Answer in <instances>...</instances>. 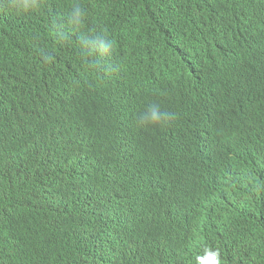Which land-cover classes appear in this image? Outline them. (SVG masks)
<instances>
[{
    "label": "clouds",
    "instance_id": "obj_1",
    "mask_svg": "<svg viewBox=\"0 0 264 264\" xmlns=\"http://www.w3.org/2000/svg\"><path fill=\"white\" fill-rule=\"evenodd\" d=\"M73 1L0 0V9L10 14H48L55 17L54 23L63 24L58 16L61 14L67 22L57 28L54 23L47 25L37 39L22 31L0 41L3 42L0 44V60H9L10 68V75L0 79V125H3L1 130L6 135L7 129L11 131L10 141L1 142L7 161L3 162L1 175H4V179H23L13 189L23 199L29 185L27 180L30 181L31 176L22 164L23 155L15 150L13 139L29 132L37 138L55 135L68 142L74 141L75 156L69 164L71 167L84 164L85 175L95 174L94 194H90V202L95 203L96 216L88 219V227L80 233L69 208L60 198L30 196L24 200V209L19 215L24 237L18 233L13 237L17 239L19 236L36 248L47 250L51 247V253L41 264H234L248 259H251L250 264H264V253L257 250V240L254 238L259 237L264 244V203L255 202L246 208L244 214L252 216L250 222L236 212L234 204V201H241L251 195L247 182L255 177L249 174L256 169L264 170L258 162L260 160L264 166V129L246 125L257 110V102L246 95L243 81L230 79L231 69L239 61L232 66L227 77L221 74L225 73L226 66L218 63L219 74L216 75L213 51L217 44L219 53L224 56V39L227 38V51L229 48L234 53L240 51L243 62L259 64L264 58V53L260 52L264 47V0H223L224 6L221 7L213 9L211 5L203 6L202 17L197 15V10L192 11L196 18L191 17V9L186 3V9L180 4L165 18L167 14L161 11V4L168 5V0L143 1L149 6L145 12H153V18L147 15L143 20L145 25L150 23L148 28L144 27L146 33L158 39L159 32H164L161 39L167 41L165 51L175 50L172 56L166 53L149 56V50L142 49L139 52L134 50V46H131V51L118 49L116 45L124 43L116 42L118 32L138 29V25H133L135 22L126 24L122 19L124 15H119L118 12L127 9L113 8L114 17L103 13L101 9L94 12L90 10L85 25L86 10L81 3H74L69 10L64 7ZM90 2L91 9L97 3L106 6L108 0ZM212 10L214 14H210ZM185 14L191 17L190 20ZM207 15L210 16L209 20ZM102 16L104 18L101 19ZM239 20L243 21L241 25ZM101 21L103 25H99ZM126 21L130 22L128 19ZM170 22L183 26V31H186L179 34L180 28L173 25L176 32H170ZM198 23L203 31L202 36L195 34ZM207 30L209 36H206ZM235 30L241 32L235 34ZM245 30L247 32L244 35ZM126 36L132 37L131 41L134 42L139 38L132 32L126 33ZM170 36L174 38L171 47ZM206 39L212 42L209 50H205ZM253 40L254 43H250ZM59 41L71 45V48L60 47ZM158 47L161 46L153 45L150 48ZM191 47L195 51L204 48V55L210 52V58H205V65L202 62V72L196 74L188 88L185 84L189 80L186 61L181 65L169 66L183 68L177 76L175 72L179 70L165 69L164 65L156 64V60L173 58L179 61L180 50L186 51ZM116 50H119L117 59L114 58ZM130 52V59L148 58L153 63L143 68L145 76H142L145 80L153 77L152 83L147 81L142 84L144 86L141 88L146 89H140L133 107L131 97L134 89L132 84L127 88L123 86L125 79L121 73V67L129 65L127 54ZM109 57L108 65L105 60L108 61ZM89 59L91 69L77 71L76 64L85 66ZM65 60H70L72 65L64 68L62 63ZM96 66H100L99 71H95ZM107 74L109 76L106 77ZM98 76L100 79H97ZM161 77H179L176 79L178 84L169 88L158 81ZM107 78L110 93L113 79L118 82L120 101L124 90L127 92L130 113L137 109L138 127H147L145 133L148 135L163 132L167 139L174 140L169 144L172 151L168 149V153L172 158L177 157L180 164L181 155L194 160L195 163L185 162L190 163L187 165L190 168L188 172H185V168L181 171L182 175H173L178 159H171L168 155L164 158L157 155L153 166L148 164L146 158L139 161L140 152L132 154V141L140 140L141 134L123 133L122 105L117 108L112 96L107 95ZM198 78L199 93L195 89ZM127 80L130 82L131 79ZM213 84L215 87H212ZM75 87V91H80L78 94L70 91ZM178 91L181 92L179 99L182 101L180 111L165 102L170 99L166 96L168 93ZM153 92L156 93L153 96L154 104H151L149 96ZM198 100L201 102L200 108ZM162 101L165 102L164 107L160 106ZM219 101L225 102L222 107H219ZM216 103L218 106H214ZM208 104L210 110L206 109ZM221 109H226L227 113L236 112V116L232 122L217 126L215 119L221 114ZM243 109L253 110L248 120L242 115ZM113 128L118 129L115 134ZM239 143L247 146V149H234ZM181 146L185 150H181ZM117 147H122L123 151L114 161L113 151ZM191 147H196V151H188L187 148ZM244 154L249 156L248 160H252L247 163H253L254 166H239V159ZM198 158L201 162L196 163ZM217 159L224 160L228 166H220ZM220 168L224 170L219 172ZM99 169L101 174L95 172ZM228 169L246 175L235 176ZM63 173L59 168L58 174ZM230 178H240L241 183L246 184L245 188ZM134 196L137 202L143 196L147 197L146 205L136 213L134 225H140L141 228L123 240L122 222L126 221V227L132 225L131 202ZM105 211L108 214H104ZM1 213L7 215L8 212L0 209V227L3 226L7 231L10 229L9 223L2 219ZM99 226H102L101 230H93ZM257 230H262V237ZM51 235L52 240L46 239V236Z\"/></svg>",
    "mask_w": 264,
    "mask_h": 264
},
{
    "label": "trees",
    "instance_id": "obj_2",
    "mask_svg": "<svg viewBox=\"0 0 264 264\" xmlns=\"http://www.w3.org/2000/svg\"><path fill=\"white\" fill-rule=\"evenodd\" d=\"M197 2L198 7L196 10L200 12H202L203 6L211 5L213 9L224 6L223 0H198ZM199 2L201 3L200 7ZM180 4L181 0H172L171 2L168 0V5L162 3L161 7L163 5L166 7V10L163 12L168 16ZM148 7V4L145 2L140 7H131V12L127 13L126 11L127 15L130 17L128 20L136 23L133 25H138L133 18L137 14H143L138 20L141 25L145 26L143 20L150 14L145 12V9ZM210 14H214L213 10ZM198 16H202V14L200 13ZM55 21V17L48 14H33L31 16L24 14L17 15L14 13L10 14L6 10L0 9V41H4L8 37L13 36V34L22 31L27 33L31 38L37 39L44 31V28ZM123 21L128 22L126 20ZM53 25L57 28L65 25V22L63 24L56 22ZM143 26L136 29L134 32L144 40H152L153 37H150L146 33V29H144ZM260 52L261 54L264 53V47H262ZM70 65H72L70 60H65L62 63L64 68H68ZM235 67L236 66L231 69L230 79L243 81V84H246V95L249 99H253L257 102V110L250 120L246 122V125L249 127L259 126L264 129V58L259 64L242 62L238 63V67ZM9 75V60H0V79L7 78ZM235 116L236 112L227 113V115L224 116L219 115L217 120H215V125L224 126L232 122ZM2 127L3 125H0V209L4 210V212H8L7 215L1 213V216L4 221L9 223L8 226L10 229L5 231L3 226L0 227V264H41L51 253V247L47 250L36 248L19 236H17V239L13 237L16 233L24 237L23 225L19 224L21 221L19 220V215L21 210L24 209V200L30 196L60 198L61 202L69 208L77 226L81 230L80 233H82V231H85L88 227V219L93 215L96 216L94 210L95 203L90 202V194L93 193V186L96 181L95 174L92 172L90 176L85 175L86 170L84 164L78 167L70 166L69 162L72 161L75 156L76 142H68L55 135H50L42 138L32 136L30 142L25 144L28 139L25 136H19L13 139L12 142L15 150L23 155L22 164L31 176L30 181L27 180L29 185L26 194L23 199H20L13 189L16 187L15 184L23 179L18 177H6L4 179V175H1L3 171V162L7 163L5 159V147L1 142H9L11 139V131L7 129L8 133L6 135L5 132L1 130ZM144 128L147 129V127H138L136 124L135 128L130 126L125 132L143 134L147 131L144 130ZM227 143H229V141ZM216 150L219 149L216 148ZM59 168L64 171L63 174H58ZM65 170H67V172ZM97 174H101V169L97 171ZM259 178H261L262 183L260 184L259 193L257 195L251 194L246 199L234 201L236 212L241 214V217H245L247 222H250L252 216L244 214L246 208H250L255 202L258 203L257 200H260L259 203H264V188H261L264 186V176H259ZM67 179L71 181L66 183L65 180ZM36 181L39 183H36ZM59 181L62 187L65 184H69L71 188H65L59 192ZM101 228L102 226H99L95 227L93 230H101ZM250 262L251 259H248L244 262L234 264H250Z\"/></svg>",
    "mask_w": 264,
    "mask_h": 264
},
{
    "label": "bare ground",
    "instance_id": "obj_3",
    "mask_svg": "<svg viewBox=\"0 0 264 264\" xmlns=\"http://www.w3.org/2000/svg\"><path fill=\"white\" fill-rule=\"evenodd\" d=\"M143 1L144 0H135V2L132 3V1H125V0H108L106 6H102L101 4H98L97 3V4H93V7L90 9V4H91L90 0H74L72 3L68 4L67 6H64V5L63 6L67 10H69L70 7L74 3H76V2L81 3V5L86 10V23H85V25H87V21L89 19V14L91 13V11L94 12V11H96L98 9H101L103 13H107L108 16L114 17V13L112 12L113 8L120 7L123 10H126L127 9V13H128V12H131V10H132L131 7H134V6L140 7V6H142L143 3H144ZM171 1L172 0H170V2ZM182 2L184 3V5L186 3L189 7L192 4V0H181V5L184 6ZM170 4L173 5L172 3H170ZM200 6H201V3L199 5V7ZM263 7H264V5H263ZM165 10H166V7L163 5L161 7V11L163 12ZM127 13H126V11H120L119 12V15H124V17H122V19L126 20V19H129L130 18L127 15ZM152 13H150L148 15V16H150V18H153V14ZM200 13L201 12L198 11L197 12V15L200 14ZM142 15L143 14H137L133 18L138 23V26H137L138 28H140V27L143 26V25H141V23L138 20V18L140 16H142ZM58 16H59V18H61V20L63 22L67 23L66 21H64V20H66L65 17H62L61 14H59ZM166 16L167 15H165V18H166ZM263 16H264V12H263ZM102 18H104V17L102 16L101 19ZM170 18H173V16L170 15ZM187 18H188V20H190L191 17H188L187 16ZM207 18L209 20L210 16L207 15ZM193 20H197V19H193ZM244 20H245V18H244ZM114 22L116 23V21H114ZM181 22L182 21H180V24H181ZM252 22H254V20ZM130 23L131 22H126V24H130ZM149 24L150 23H148L147 25L144 24L145 26H143V28L144 27H147L148 28V25ZM99 25H103V22L101 21L99 23ZM173 25L174 26H178L174 22H170L168 29L172 33L176 32V29L173 27ZM263 25H264V21H263ZM178 27L180 28V30L178 31L179 34H181V32H185L186 31V30L183 31L184 30V27L183 26H178ZM263 28H264V26H263ZM144 29H146V28H144ZM197 29L198 30H197V32L195 34L198 35V36H202L203 35V31L200 29L199 23L197 25ZM255 30L256 29H254V32H255ZM187 31H189V30L187 29ZM130 32L135 33L134 31H132L130 29H124V30L118 32V37L119 38L116 40V42L117 43L124 42L123 45H116V47L118 49L119 48H123L124 50L131 51V48H132L131 46H134L136 48L134 50H137L139 52L142 49L149 50V53H150L149 56H151V55H159V54H164V53H166V54H168L170 56L175 55V50L174 49H169V50L165 51V48L167 47V41H166V39H161V35L164 32H162V31L159 32L160 35L158 36V39H157V37H154L152 40H144L143 38L139 37L138 39H136V42L131 41L132 37L126 36V33H130ZM245 32H247V31L246 30L244 31V35H245ZM59 33H61V32H59ZM262 33H264V31ZM138 34H141V33H138ZM206 36H209L208 30L206 31ZM170 38H171V43H170V46H171L174 43V38L172 36H170ZM128 40L130 42H125V41H128ZM224 40H225L224 49H225V54H226V52H227V40L228 39L225 38ZM257 40L258 39H255V41H257ZM206 41L207 42H206L205 45L207 46V48L205 50H207V49L209 50V48H211L212 42H211V40H208V39H206ZM258 42L259 41H257V43ZM2 43L3 42H0V44H2ZM203 43H205V41ZM250 43H254V40L251 41ZM262 43H264V39H263ZM153 45H157V46H161V47L152 48L151 49L150 47L153 46ZM198 45H200V44H198ZM59 46L60 47H65V48H68V49L71 48V45L65 44L64 42H61V41H59ZM262 46H264V45H262ZM218 47L219 46L216 44L215 49L213 50V51H215V58H214L215 59L214 60L215 63H214V65H215V73H216V75L219 74L218 73V66H220V65L218 63H222V61L224 63V61H225V59L224 60H221V61L218 60V57H219L218 56L219 55V49H218ZM205 50H203V52ZM203 52H202L201 49H198V50L195 51L191 47V48H189L186 51L180 50L179 53H180L181 56L179 58H181V60H179V61L173 60V58H167V59H161V60L159 59V60H156L157 61L156 64H162V65H164L163 68H165V69L168 68V69H177V70H179V71L175 72V75L178 76L181 73L180 69H183V68H181V67L174 68V67H169V66L181 65V64L184 63V61H186V63L188 64V67L186 68V71H187V74L189 76L188 77L189 80H187L185 82V84L187 85L188 88H190L191 87L190 86V82L193 79V71L195 70L196 71V74H199V73L202 72V69H203V65H202L203 58H202V55L204 56V54H202ZM194 54H196V58L195 59L193 57ZM209 54H210V52H208L205 55V58H210V57H208ZM127 55L129 57V58H127L128 59L127 60V64H129V65L127 67H121V73H122V75L124 77L123 79H125L124 82H123V86L125 88H127L128 86H131L130 84H132V88L134 89V92L132 93V97H131L132 107H133V103L136 101L135 99L138 97V92H140V89H146V88H141V87L144 86L142 84L147 83V81L150 82L151 79H153V77L148 78L147 80H145V78H142V76H145L144 73H143V68L146 67V66H148L149 64H153V63H150L152 60H149L148 58L130 59L131 58V55H132V52L128 53ZM118 56H119V50H116L115 51V54H114V58L117 59ZM184 56H186L187 58L185 59ZM153 58H157V56H154ZM77 59H78V57H77ZM226 60H227V58H226ZM106 62L109 65V63H110V57H109L108 61L105 60V63ZM192 62L195 63V64L192 65L193 64ZM228 64H229V62L227 60L226 65H225L226 66L225 73H224V75L226 77L229 75V71L231 69ZM235 64H236V62L234 60L233 65H235ZM76 65H77V71H80V72L84 68L91 69V59H89L87 61V63L85 64V66H80L79 64H76ZM235 66L238 67V64H236ZM99 69H100V66H96L95 71H99ZM207 72L208 73L210 72L209 69H208V63H207ZM208 73H206V74H208ZM159 74H163V73L160 72ZM105 76L107 77L109 75L107 74ZM78 77L80 78L81 75H79ZM177 78H179V77H171V78L161 77V78H158V81H160L161 84H164L165 86H167L169 88H172V87H176L177 86V84H178V82L176 81ZM216 78H218V77H216ZM97 79H100V77L98 76ZM127 79H131L130 82L133 81V83L128 82ZM107 81L109 83V78L106 79V87H107L106 92H107V95L109 96V94H110L112 96L114 105L117 108H119L122 105V114L124 115L123 116V119H122V123H123L122 131L124 133L126 131V129L128 127H130V126H133V128H135V126H136V117L138 115L137 109L135 108L134 111L132 113H130L131 112V111H129V104L130 103L128 102L129 96H128L127 92H125V90H124L123 99H122V101H120V98H119V95H118V89H117L118 88V82H116V80L113 79V89H112V93H110V90H109L110 89V86L107 84ZM138 83H141V85H138ZM150 83H152V82H150ZM191 85H193V84H191ZM218 85L219 84H216V86H218ZM243 85H246V84H242V86ZM88 86H89V84H88ZM199 86H200V84H199V78H198V83H197V86L195 88L197 93H199ZM247 86H249V85H247ZM151 89H161V88L152 87ZM75 90H76V87L75 88H72L70 91L71 92H76V94H78L80 92V91H75ZM141 91H144V90H141ZM155 93L156 92H153L149 96V98L151 99L150 102H152L151 104H154L153 96H154ZM180 93L181 92L178 91L177 93L176 92H172V93H168V95H166V96L170 97V99H167V101H165V102H168L169 104H171L172 107H173V109L174 110L176 109L177 111H180L181 110L180 109V106L182 104V101L179 99V94ZM159 94H161V92H159ZM235 97L236 96L234 95V98ZM207 98H209V80H208V78H207ZM165 102L164 101L160 102L161 103L160 106L164 107L165 106ZM224 103H225L224 101H219V107H222ZM247 105L248 104L246 103V107H248ZM134 107H135V105H134ZM198 107L199 108L201 107L200 100H198ZM210 108L211 107H210L209 104L206 105V109L207 110H210ZM131 110H132V108H131ZM225 110L226 109H221V111H220L221 114H219V115H222V116L227 115V112H225ZM252 114H253V110L252 109H243V111H242V115H243V117H244L245 120H248ZM219 115H217V117ZM215 120H217V119H215ZM106 123H107V121H106ZM144 130H147V129L144 128ZM116 131H118V129L117 128H113V133L114 134L116 133ZM164 135L165 134L163 132H159V133L156 132L155 134L154 133H150L149 135L146 134V133L141 134L140 135L141 136V139L140 140L139 139H135V140L132 141V146H133L132 154H135L136 152H140L141 153V156H139V158H140L139 161L141 162L143 158H146L148 160V164L149 165H153V166H154V162H155V159H156L157 155H159L160 158H164L167 155L171 159L177 158V157H173L172 158L171 155L168 153V149H169V151H172V147H169V144H172L174 142V140H172L171 138L167 139ZM116 145H117V143H116ZM124 146H127L126 143H124ZM233 148L234 149L235 148L247 149V146L239 143L237 146H234ZM187 149H188V151L195 152L197 148L196 147H191V148H187ZM181 150H185V148L183 146H181ZM122 151H123L122 150V147L121 148L120 147H117V148L114 149V151H113L114 161H116L118 159V157H120ZM147 155H149L148 158H147ZM248 159H249V156L247 154L242 155L240 157V159H239V162L241 163L239 166H241L243 164H248V166H254L253 163H247L248 161H252V160H248ZM187 161H189L191 163H195L194 160L191 157L188 156L187 158H185L183 155H181V164L179 163V159H178V161H176L177 163L175 164V170L173 171V175H178V176L182 175L183 173L181 171L183 169H185V168H186V172H188L190 170V168L187 165L190 164V163H185ZM197 161L198 162H196V163L201 162V160L199 158L197 159ZM221 162H223V163H221ZM258 162L260 163V165H259L260 167H264L261 164L260 160H258ZM183 163H185V164L182 165ZM217 164H220V166H228V165L224 164V160L221 161V160H218L217 159ZM190 167H192V166H190ZM199 168H203V167H199ZM222 170H224V169L223 168L218 169L219 172L222 171ZM228 170L229 171H233L234 172L233 175H235V176L236 175H246V174L240 173V171L238 173H236L234 170H231V169H228ZM95 172H97V171H95ZM197 172H199V171H197ZM249 175H253L255 177V179H249L248 180L247 183H248V185H250L249 188H248V191L251 194L257 195L259 193L260 184L262 183L261 178H259V176L260 177H263L264 176V170L263 169H256L253 173H250ZM230 179L232 181H234V182H239L240 185L241 186H244V188H245V185L246 184L245 183H241L242 181H241L240 178H230ZM177 180L181 181V178L180 177H177ZM242 180H244V179H242ZM70 181H68V179L65 180L66 183H68ZM60 183L61 182L59 181L58 182V190H59V192H61L65 188H68V189L71 188V186L69 184H65L62 187V185ZM261 188L263 189L264 186H262ZM242 192L244 193V189H242ZM137 200L138 199L135 200V196H134V198L132 199V202H131V222H132V225L126 227V224H125L126 221L125 222H122L123 223L122 224V226H123V229H122V232H123V235H122L123 236V240L130 238V236H132V234H134V232H136L139 228H141L140 225H134L135 222H136V220H137L136 213H138V211H140V209H143V207L146 205V203H147V197H144L143 196L142 198H140L139 202H137ZM257 201L260 202V200H257ZM136 203H139V204L136 205ZM126 209L127 208H125V210ZM114 213H116L115 210H114ZM104 214H108V213L105 211ZM125 220H126V215H125ZM113 229L115 230V226L113 227ZM257 233L262 237V230H257ZM254 238L257 240V250L259 252L264 253V244L262 243L261 240H259L260 238L257 237V236H255ZM46 239L52 240L53 239V235L46 236ZM115 243L116 242H114V247H115ZM96 256H97V253H96Z\"/></svg>",
    "mask_w": 264,
    "mask_h": 264
},
{
    "label": "water",
    "instance_id": "obj_4",
    "mask_svg": "<svg viewBox=\"0 0 264 264\" xmlns=\"http://www.w3.org/2000/svg\"><path fill=\"white\" fill-rule=\"evenodd\" d=\"M192 4H191V6H190V11L192 12V11H195L196 9H197V7H198V2L196 1V0H192ZM185 9H186V5L185 6H183ZM185 16H188V14H185ZM191 17H193V18H196V14H194L193 12H192V15H191ZM243 21H238V23H240V25H241V23H242ZM234 32H236L235 34H239V32H241L240 30H235ZM233 34L234 33H232V35L231 36H233ZM201 50H202V52H203V50H204V48H201ZM223 51H224V53H225V49L223 48ZM202 54H204V52L202 53ZM220 55H219V57H218V60L219 61H221V60H224L225 59V61H224V63H223V61H222V63H219L220 65H226V62H227V60H228V62H229V67L230 68H232V66H233V62H234V60H235V62L237 63L238 61H239V63H242L243 62V60H244V57L242 56V53H240V51H237L236 53H234V50L232 49V48H229L228 49V51L226 52V54L223 56L221 53H219ZM196 58V54L194 55V59ZM202 58H203V65H205V55L203 56L202 55ZM226 58H227V60H226ZM193 63V62H192ZM195 63H193L192 65H194ZM221 67H223V66H221ZM192 68V67H191ZM220 71V70H219ZM221 72V71H220ZM221 74H222V77H224V74L221 72ZM194 77H196V71L194 70L193 71V78ZM212 87H215L214 86V84H213V86ZM210 92V91H209ZM214 106H218V104L216 103V105H214ZM25 137L28 139V141H26L25 142V144H27V143H29L30 142V140L32 139V136L29 134V132H27V134L25 135ZM26 155V154H25ZM24 155V156H25Z\"/></svg>",
    "mask_w": 264,
    "mask_h": 264
}]
</instances>
